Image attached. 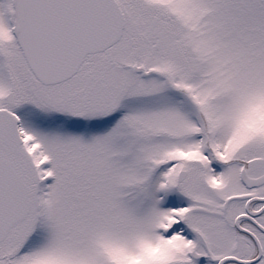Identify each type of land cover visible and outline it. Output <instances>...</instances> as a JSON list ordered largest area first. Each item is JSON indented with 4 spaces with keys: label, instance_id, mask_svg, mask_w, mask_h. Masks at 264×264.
<instances>
[{
    "label": "snow or ice",
    "instance_id": "obj_1",
    "mask_svg": "<svg viewBox=\"0 0 264 264\" xmlns=\"http://www.w3.org/2000/svg\"><path fill=\"white\" fill-rule=\"evenodd\" d=\"M0 264H264V0H0Z\"/></svg>",
    "mask_w": 264,
    "mask_h": 264
}]
</instances>
